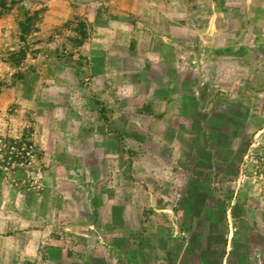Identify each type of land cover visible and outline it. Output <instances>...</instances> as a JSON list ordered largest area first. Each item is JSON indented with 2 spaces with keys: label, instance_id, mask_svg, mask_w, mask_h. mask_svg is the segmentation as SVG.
I'll return each mask as SVG.
<instances>
[{
  "label": "rangeland",
  "instance_id": "obj_1",
  "mask_svg": "<svg viewBox=\"0 0 264 264\" xmlns=\"http://www.w3.org/2000/svg\"><path fill=\"white\" fill-rule=\"evenodd\" d=\"M0 264H264V0H3Z\"/></svg>",
  "mask_w": 264,
  "mask_h": 264
},
{
  "label": "trees",
  "instance_id": "obj_2",
  "mask_svg": "<svg viewBox=\"0 0 264 264\" xmlns=\"http://www.w3.org/2000/svg\"><path fill=\"white\" fill-rule=\"evenodd\" d=\"M7 5L3 0H0V8L6 9Z\"/></svg>",
  "mask_w": 264,
  "mask_h": 264
}]
</instances>
